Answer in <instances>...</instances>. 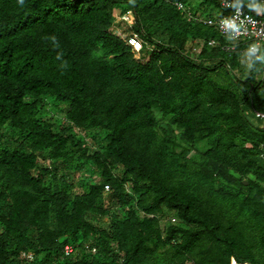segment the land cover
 Listing matches in <instances>:
<instances>
[{"label":"trees","instance_id":"16d2710c","mask_svg":"<svg viewBox=\"0 0 264 264\" xmlns=\"http://www.w3.org/2000/svg\"><path fill=\"white\" fill-rule=\"evenodd\" d=\"M209 8L0 0V264H264V66Z\"/></svg>","mask_w":264,"mask_h":264},{"label":"clouds","instance_id":"9594fccd","mask_svg":"<svg viewBox=\"0 0 264 264\" xmlns=\"http://www.w3.org/2000/svg\"><path fill=\"white\" fill-rule=\"evenodd\" d=\"M176 3H180L182 7L179 8ZM175 5L177 6V9L185 11V6L181 1H176ZM224 6L231 9L232 14L222 16L219 20V24L221 30L229 41H238L242 33L246 30L245 20L250 19V17L245 16L244 19H241L245 9L254 12L258 16L264 14V0H224ZM186 16L192 18V16L188 15L187 13ZM206 19L208 18L202 19L203 22ZM133 21L134 16L132 15V12L129 11L115 19L111 30L120 38H122L131 48L134 54L139 57L138 55L142 50L143 41L136 33L128 31L133 24ZM119 25H122L121 27L123 28L121 29V27H118ZM131 38L136 39L139 42L141 47L138 50L133 49V47L128 43L129 39ZM241 62L248 72L255 70L258 65H264V43L259 41L250 43L241 53ZM66 247L71 248V246L66 244L64 247V254L68 255L70 252L66 253Z\"/></svg>","mask_w":264,"mask_h":264},{"label":"built area","instance_id":"2783aa9c","mask_svg":"<svg viewBox=\"0 0 264 264\" xmlns=\"http://www.w3.org/2000/svg\"><path fill=\"white\" fill-rule=\"evenodd\" d=\"M221 6V13L213 18H208L204 20V24L213 27L220 35L225 37V34L221 30L219 20L222 16H227L232 14V10L224 6V0H217ZM176 5L181 8L182 5L180 3H176ZM226 12L225 14H222L224 11ZM250 17V19L245 20V31L242 33L241 37L239 38V42L245 41L247 43H253V42H261L264 43V14L262 15H256L252 11H247L244 10L243 15L241 16V19H244V17ZM234 41V42H238ZM128 43L133 47V49L138 50L141 46L139 42L136 39H129ZM210 44H213V42H210ZM255 117L264 119V114L263 113H258L255 112ZM104 189L106 191L109 190L108 186H104ZM66 253L71 252V248L66 247ZM230 264H246V263H241L233 258L230 260Z\"/></svg>","mask_w":264,"mask_h":264},{"label":"rangeland","instance_id":"374dc122","mask_svg":"<svg viewBox=\"0 0 264 264\" xmlns=\"http://www.w3.org/2000/svg\"><path fill=\"white\" fill-rule=\"evenodd\" d=\"M187 2H189V3H193V4H195L197 1H199V0H186ZM220 13L218 12V10L217 9H215V8H209V10H207L206 12H203L201 15L203 16V17H205V18H207V17H215V16H217V15H219ZM120 24H121V22H120ZM122 25H119L118 27H121ZM123 27H121V29H122ZM120 29V28H119ZM125 29V28H124ZM126 31V30H125ZM129 31V30H128ZM242 63V62H241ZM242 66H243V64H242ZM259 66H264V65H258L257 67H256V69H258L259 68ZM242 72L244 73V75H245V73L247 72V70L244 68V66L242 67ZM235 74L236 75H238L239 73L238 72H236L235 71ZM254 120H256L257 121V119H255V118H253V121ZM255 122V121H254ZM48 162H46V164H47ZM83 175V173L82 172H75V173H72V174H70L69 175V180L71 181V182H75V184H77V180L80 178V176H82ZM74 189L75 190H77V191H80V188H78L76 185L74 186ZM106 221H107V218H104V219H101V220H99V224L101 225V226H103V225H105L106 224ZM175 223V222H174ZM166 225V222H163L162 223V226L164 227ZM162 227V228H163Z\"/></svg>","mask_w":264,"mask_h":264},{"label":"water","instance_id":"95a60500","mask_svg":"<svg viewBox=\"0 0 264 264\" xmlns=\"http://www.w3.org/2000/svg\"><path fill=\"white\" fill-rule=\"evenodd\" d=\"M244 183H245V184H247V182H246V181H245Z\"/></svg>","mask_w":264,"mask_h":264},{"label":"crops","instance_id":"0c3cea01","mask_svg":"<svg viewBox=\"0 0 264 264\" xmlns=\"http://www.w3.org/2000/svg\"><path fill=\"white\" fill-rule=\"evenodd\" d=\"M263 127H264V124H263Z\"/></svg>","mask_w":264,"mask_h":264}]
</instances>
